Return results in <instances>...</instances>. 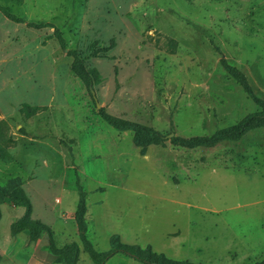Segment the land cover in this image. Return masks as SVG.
<instances>
[{
	"label": "rangeland",
	"instance_id": "1",
	"mask_svg": "<svg viewBox=\"0 0 264 264\" xmlns=\"http://www.w3.org/2000/svg\"><path fill=\"white\" fill-rule=\"evenodd\" d=\"M0 4L29 22L60 28L66 49L100 72L94 90L106 111L167 135L142 147L134 131L110 126L52 37L54 28L14 22L0 11V121L15 139L8 144L14 160H0V184L22 179L33 216L53 228L58 246L83 247L79 177L88 237L99 252L119 234L124 243L151 245L178 260L264 259V126L211 146L188 147L170 136H210L263 111L222 59L264 101V0ZM112 39L115 46L103 52ZM26 103L43 108L27 115ZM23 213L21 206L2 205L3 264H22L31 251L28 232L11 231ZM78 264L95 263L82 249Z\"/></svg>",
	"mask_w": 264,
	"mask_h": 264
},
{
	"label": "trees",
	"instance_id": "2",
	"mask_svg": "<svg viewBox=\"0 0 264 264\" xmlns=\"http://www.w3.org/2000/svg\"><path fill=\"white\" fill-rule=\"evenodd\" d=\"M0 11L7 18L14 22L26 23L27 25L35 28H54L52 37H55L57 39L60 47L66 50L68 56L72 58V71L87 86L95 104H99L94 90V84L95 82H98L100 80V72L96 68L88 69L84 64L82 57L76 50L66 49V39L59 27H57L52 22H29L26 18L14 13L9 6L3 4H0ZM114 46L115 40L112 39L111 44L108 47H103L101 50L103 52H106ZM222 61L227 71L232 74L237 80H239L240 84L248 92V94L251 95L254 100L260 103L264 108V101L254 94V91L250 86L245 74L238 68L230 66L224 58L222 59ZM42 108L43 107L39 105H30L26 103L23 105L21 112L27 115H33ZM98 112L102 119L115 129L121 131H134V142L138 146L145 147L149 144L159 143L167 137V135H164L161 132L142 124L120 120L106 111L104 106H98ZM5 126L6 123L0 121V160H2L3 162H12L14 160V156L8 149V144L13 143L15 139L11 137V135L7 136ZM259 126H264V109L263 111L254 112L247 115L238 124L227 129L220 130L213 135L193 136L189 138L173 135L171 137V140L188 147H193L201 144L211 146L225 139L239 138L250 129ZM77 185L79 191V201L76 210V221L78 225L79 238L83 244V249L89 254L95 264H105L111 257L118 253L134 258L142 262L143 264H203L192 262L189 260H178L170 258L163 252L155 251L151 245L143 247L139 244L124 243L122 242L121 236L119 234H113L110 237L111 249L104 252H99L88 237L89 228L86 219L87 194L80 183L79 177L77 178ZM6 202H10L14 206H21L24 208V213L11 224V231L14 235L19 234L23 231H27L29 242L37 241L41 238L42 235H46L48 237L50 251L56 256L58 262H61L63 264L78 263L81 253L80 244L76 241H73L61 247L57 245L53 228L42 220L34 218L33 204L29 195L26 193L23 187L21 178H11L7 181L6 184H0V221L2 218V205ZM250 264H264V259Z\"/></svg>",
	"mask_w": 264,
	"mask_h": 264
},
{
	"label": "crops",
	"instance_id": "3",
	"mask_svg": "<svg viewBox=\"0 0 264 264\" xmlns=\"http://www.w3.org/2000/svg\"><path fill=\"white\" fill-rule=\"evenodd\" d=\"M26 245H28V248H30L31 251H29V256L27 257V259H25V262H23L22 264H63L61 262H58L56 256L50 251L48 237L46 235H42L41 238L37 241L30 242L28 244L26 243ZM82 249L83 247H81V250ZM0 254H2L0 259V264H3L5 260H8V257H6V251L3 250L2 248H0ZM105 264H143V263H140L138 260L134 258L118 253L113 257H111Z\"/></svg>",
	"mask_w": 264,
	"mask_h": 264
},
{
	"label": "water",
	"instance_id": "4",
	"mask_svg": "<svg viewBox=\"0 0 264 264\" xmlns=\"http://www.w3.org/2000/svg\"><path fill=\"white\" fill-rule=\"evenodd\" d=\"M98 106H100V104H98ZM174 135V133H172L170 136L172 137Z\"/></svg>",
	"mask_w": 264,
	"mask_h": 264
}]
</instances>
